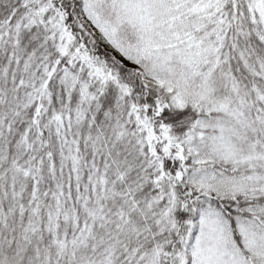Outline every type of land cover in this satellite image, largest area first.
<instances>
[{"label":"snow or ice","instance_id":"obj_1","mask_svg":"<svg viewBox=\"0 0 264 264\" xmlns=\"http://www.w3.org/2000/svg\"><path fill=\"white\" fill-rule=\"evenodd\" d=\"M0 264H264V0H0Z\"/></svg>","mask_w":264,"mask_h":264}]
</instances>
